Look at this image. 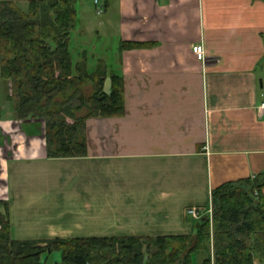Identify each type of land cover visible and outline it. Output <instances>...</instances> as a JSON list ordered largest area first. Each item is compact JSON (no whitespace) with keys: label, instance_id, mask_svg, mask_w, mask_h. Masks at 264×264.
Segmentation results:
<instances>
[{"label":"crops","instance_id":"crops-1","mask_svg":"<svg viewBox=\"0 0 264 264\" xmlns=\"http://www.w3.org/2000/svg\"><path fill=\"white\" fill-rule=\"evenodd\" d=\"M104 12L117 55L98 62L123 79L124 115L86 122L82 159L49 160L19 123L0 126L15 241L194 236L188 211L202 219L214 189L264 173V1L107 0Z\"/></svg>","mask_w":264,"mask_h":264},{"label":"trees","instance_id":"trees-1","mask_svg":"<svg viewBox=\"0 0 264 264\" xmlns=\"http://www.w3.org/2000/svg\"><path fill=\"white\" fill-rule=\"evenodd\" d=\"M75 2L31 0L25 14L0 1V83L10 85L7 103L23 133L43 131L49 160L85 158L86 122L124 115L123 79L101 61L90 73L86 54L78 62L71 54ZM145 47L122 43L119 49ZM263 190L264 173L224 184L211 193V221L195 223L194 236L143 239L15 241L8 205L0 201V264H47L57 253L60 264H196L198 257L200 264H264Z\"/></svg>","mask_w":264,"mask_h":264},{"label":"rangeland","instance_id":"rangeland-1","mask_svg":"<svg viewBox=\"0 0 264 264\" xmlns=\"http://www.w3.org/2000/svg\"><path fill=\"white\" fill-rule=\"evenodd\" d=\"M18 6L23 13L27 14L29 10V1H18L12 2ZM75 10L77 14L76 24L74 31L71 33V42H70V51L75 60L78 62L80 59V55L86 54L87 58V67L88 71L92 73L97 65V61L101 58H105L110 61V58L114 57L116 54V45L113 44V40L115 38L110 35V33L106 32L103 27H101V23L104 19L103 16L97 15L95 11V7L93 5L92 0H76L75 2ZM110 35V36H109ZM111 66V65H110ZM10 85L7 83H0V108L3 110V117L0 121V126L2 127V131H6L7 124L10 122H15L12 116L11 106L7 103V98L10 96ZM19 123V122H17ZM20 124V123H19ZM21 127V124H20ZM35 133L36 131L32 129L30 131ZM43 132V131H42ZM40 133L36 136L39 141L44 143L43 133ZM21 135V136H20ZM19 136L23 138L24 136L30 137L22 132L19 133ZM0 135V140H2ZM7 138V136L3 137V139ZM2 156H0V159ZM1 173V169H0ZM3 183H1L0 177V194L3 191ZM32 227L24 228L27 231ZM11 232V231H10ZM11 237L12 232H11ZM52 261L54 264H60L61 256L59 254L52 255ZM44 261V260H43Z\"/></svg>","mask_w":264,"mask_h":264},{"label":"built area","instance_id":"built-area-1","mask_svg":"<svg viewBox=\"0 0 264 264\" xmlns=\"http://www.w3.org/2000/svg\"><path fill=\"white\" fill-rule=\"evenodd\" d=\"M107 0H93L94 6L96 8V12L98 15H101L104 10L105 4H106ZM193 53L196 56V59L198 61H204V49L202 46H195L193 47ZM259 112H261L262 114L264 113V102L259 106ZM212 209H209L207 214L208 217L211 219L212 218ZM189 215H191L194 219H199V215L197 212L193 211H188Z\"/></svg>","mask_w":264,"mask_h":264}]
</instances>
